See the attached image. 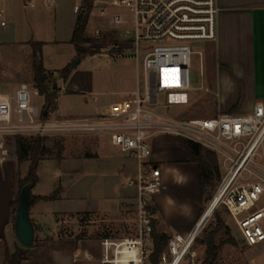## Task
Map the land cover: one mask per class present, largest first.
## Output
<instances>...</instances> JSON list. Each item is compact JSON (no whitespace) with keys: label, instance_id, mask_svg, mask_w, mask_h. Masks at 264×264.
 I'll return each instance as SVG.
<instances>
[{"label":"built area","instance_id":"1","mask_svg":"<svg viewBox=\"0 0 264 264\" xmlns=\"http://www.w3.org/2000/svg\"><path fill=\"white\" fill-rule=\"evenodd\" d=\"M114 2L124 14L108 15L103 8L98 16L108 17L112 29L130 45L136 69L135 89L127 99L108 106L103 114L77 119L51 120L55 110L44 107V99L35 87L21 85L12 97L0 95V162L7 157L3 143L10 138L105 139L136 165L135 174L127 179L128 187L136 194V235L124 240H101L99 264H116L114 251L125 241L132 242L137 250V262L130 264H151V205L161 190V178L150 163V141L157 136L177 137L213 153L220 178L194 229L186 236L164 234L166 244L158 264H202L194 243L218 208L226 211L246 248L264 245V105L255 104L244 116L191 120L166 118L150 109L162 94L203 89L202 54L192 51V45L215 42V0ZM43 3L52 6L50 0ZM83 5L84 0H75L72 13H80ZM98 34L96 31L95 38ZM193 54L199 56V87L194 89L188 81ZM34 98L42 100L41 108L32 104Z\"/></svg>","mask_w":264,"mask_h":264},{"label":"rangeland","instance_id":"2","mask_svg":"<svg viewBox=\"0 0 264 264\" xmlns=\"http://www.w3.org/2000/svg\"><path fill=\"white\" fill-rule=\"evenodd\" d=\"M90 1L92 6L88 13L85 31V37L89 43L82 47L94 54L83 55L69 42L76 16L80 14L72 13L75 0H66L64 6L58 8L56 17H54L53 5L47 7L41 2V24L37 25L31 24L29 18L40 7L22 8L16 0H0V14L2 15L0 23L4 24L0 26V85L2 79H10L11 71L19 65L23 67L29 56L28 47L12 46L13 42L29 38L31 34L36 36V40L41 41L40 57L43 69L57 75L62 69L68 67L71 74L68 81L74 79V82L81 87L89 88L85 92L60 94L57 110L61 115L54 111L50 115L51 120L71 115L79 117L89 115L94 112L96 106H101L110 99L126 98L116 93L124 90L133 91L136 86L135 62L130 45L125 43L121 34L112 29L108 17L98 16V12L103 8L108 15H122L125 13L124 9L116 6L114 0ZM96 31L99 32L98 38H95ZM192 51L202 54V72L206 75L209 64L213 62L208 46L195 43L192 45ZM30 52L35 55L33 47ZM39 59L36 53L33 56L34 64ZM76 73L78 74L75 75ZM188 81L190 88L199 87V56L197 54H193L190 58ZM64 83V81L57 80L56 86L63 87ZM94 97L97 102H94ZM34 102L39 107L40 99L37 98ZM150 109L161 116L180 120L216 117L213 95L205 93L203 89L179 94L177 92L162 94L158 97L157 105ZM23 139L32 141L34 138ZM84 140L86 139L43 138L42 147L49 153L44 155L38 163L37 182L31 189V195L50 196L56 192L60 200L57 209L65 213L85 211L86 208L94 207L111 209L117 206L119 199L122 198L135 201V190L127 185V178H132L135 174L134 161L111 146H106L97 153L88 147V144L94 141ZM56 143L60 144V150L55 147ZM3 148L7 151V156L14 155V138L6 139ZM28 168L29 162L20 164L21 179L27 176ZM218 181L214 189L205 194L202 212L211 199ZM41 207L45 211L52 209L51 204L45 202L41 203ZM88 216L93 219L92 224L86 223ZM120 218L125 220L123 222H101L99 216L95 214L68 216L69 222L75 220L77 223L63 226L61 232L66 235L72 233L76 239H79L85 233L94 234L107 228L111 236L117 240L134 238L136 235L134 224L130 222L134 218L133 213L126 210ZM154 218L157 222V217ZM217 219L222 226L215 236V243L219 246V250L214 264H264V245L246 248L241 243L229 216L222 208L212 213L209 222L194 243L193 248L198 254L199 262L203 263L206 258L205 248L201 241L204 235L215 228ZM157 232L161 234L159 230ZM230 238L234 241V245L228 244L227 240Z\"/></svg>","mask_w":264,"mask_h":264},{"label":"crops","instance_id":"3","mask_svg":"<svg viewBox=\"0 0 264 264\" xmlns=\"http://www.w3.org/2000/svg\"><path fill=\"white\" fill-rule=\"evenodd\" d=\"M16 1L22 8L29 9L40 7L41 2L43 3V0ZM50 1L55 9L54 17H56L58 8L64 6L66 0ZM215 2L218 10L216 40L213 43L203 44L208 46L209 54L213 56V62L209 64L207 73L204 75L203 90L213 95L216 115L244 116L252 111L255 104L264 105V0H215ZM29 4L33 7L31 8ZM29 22L33 25L41 24V7L30 16ZM35 37L30 34L29 38L13 42L12 46L28 47L29 56L23 67L19 65L11 71L10 79H2L0 95L12 97L21 85L34 87L33 56L35 55L30 50L32 47L35 49L36 44H41V41L36 40ZM44 70L47 71L45 68ZM56 87L59 90L55 108L57 114L60 94L89 90L86 86L78 85L74 79L69 81L67 79L63 87L59 88L58 85ZM131 92L132 90H124L116 94L126 97L122 99L125 100ZM110 94L113 95V93ZM35 99L32 104L37 107ZM93 100L97 102L95 97ZM122 100L110 99L101 106H96L94 112L89 115L62 117L65 119L94 118L103 114L111 104ZM41 104L40 99L38 108H41ZM82 138L86 139L84 141L93 140L94 143L88 144V147L97 153L106 146H110L103 138ZM150 148V163L159 170L161 178V190L153 197L151 205L154 227L161 234L186 236L194 229L201 217L203 199L206 194H203L201 189L198 165L188 161L184 141L180 138L157 136L150 141ZM19 166L15 154L7 156L0 162L1 264H4L2 245L9 253L23 248L15 238L13 226L15 217L13 205L18 197V179H21ZM34 197L46 196L34 195ZM44 202L51 204L52 209L45 211L41 207V203ZM58 204H60L59 199L53 202L38 200L30 206L29 216L34 228V240L22 264H99L100 241L116 238L111 236L107 228L94 234L85 233L79 239H76L72 233L63 234L61 232L63 226L77 223L75 220L69 222L67 217L77 214H95L99 216L101 222H123L125 219L120 217L126 210L132 212L135 217V201L126 198L119 199L117 206L111 209L94 207L86 208L85 211L68 213L59 211ZM88 217L86 223L92 224L93 219ZM154 217H157V222ZM133 220L134 218L130 221L132 224ZM134 230L136 233L135 226ZM114 252L116 264L137 262L136 248L132 242H123Z\"/></svg>","mask_w":264,"mask_h":264},{"label":"trees","instance_id":"4","mask_svg":"<svg viewBox=\"0 0 264 264\" xmlns=\"http://www.w3.org/2000/svg\"><path fill=\"white\" fill-rule=\"evenodd\" d=\"M92 3L90 0H84V5L82 11L79 15L76 16L74 27L72 29L70 43L80 52V54H94L87 49H83V45L88 44L89 41L85 37V31L88 23V13L91 10ZM42 44H36L35 55L40 58V49ZM40 60V59H39ZM36 60V64L33 68V81L34 87L37 88L40 96L44 99V107L55 110L56 108V99L58 94V89L56 87L57 80L66 82L70 70L68 67L62 69L57 75L54 73L47 72L43 69L41 61ZM41 137H35L32 141H27L20 137L14 138V150L15 157L19 164L23 162H29V168L27 176L24 179H18V194L21 189L34 182L36 184V169L38 163L41 161L44 155L49 153L44 147H42ZM184 141V148L189 162H194L198 165L199 168V179L200 185L203 194L214 189L215 183L219 180L220 175L217 168L216 158L213 153L203 149L199 145L193 144L189 141ZM55 147L60 150L61 146L59 143H56ZM30 199L32 203L38 200L53 202L58 200L57 193L46 197H34L30 193ZM17 206V201L13 205V215H15V210ZM215 228L208 234L204 235L201 244L205 248V260L202 264H214L215 259L219 250V246L215 243V236L217 231L222 226L221 222L217 219ZM152 241V251L149 256L151 264H158L159 255L165 248L166 236L160 234L156 231L154 227V222L152 224V232L150 234ZM228 244L234 245V241L230 238L227 240ZM2 256L4 264H22L25 260L28 249L21 248L15 250L13 253H9L4 245H2Z\"/></svg>","mask_w":264,"mask_h":264},{"label":"water","instance_id":"5","mask_svg":"<svg viewBox=\"0 0 264 264\" xmlns=\"http://www.w3.org/2000/svg\"><path fill=\"white\" fill-rule=\"evenodd\" d=\"M45 115V113H43ZM35 183L24 186L18 194L17 206L14 217V234L17 242L25 249H29L34 240V228L29 216V209L32 205L30 199L31 189Z\"/></svg>","mask_w":264,"mask_h":264},{"label":"bare ground","instance_id":"6","mask_svg":"<svg viewBox=\"0 0 264 264\" xmlns=\"http://www.w3.org/2000/svg\"><path fill=\"white\" fill-rule=\"evenodd\" d=\"M210 213V210H208L205 214V216L203 217V222L207 219L208 215ZM136 255H137V250H136Z\"/></svg>","mask_w":264,"mask_h":264}]
</instances>
